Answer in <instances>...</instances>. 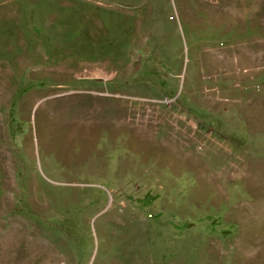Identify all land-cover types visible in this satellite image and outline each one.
<instances>
[{
  "label": "rangeland",
  "instance_id": "obj_1",
  "mask_svg": "<svg viewBox=\"0 0 264 264\" xmlns=\"http://www.w3.org/2000/svg\"><path fill=\"white\" fill-rule=\"evenodd\" d=\"M0 264H264V0H0Z\"/></svg>",
  "mask_w": 264,
  "mask_h": 264
},
{
  "label": "bare ground",
  "instance_id": "obj_2",
  "mask_svg": "<svg viewBox=\"0 0 264 264\" xmlns=\"http://www.w3.org/2000/svg\"><path fill=\"white\" fill-rule=\"evenodd\" d=\"M206 1H207V0H206ZM218 1L220 2V0H218ZM216 2H217V1H216ZM214 3H215V2H214ZM204 4H205V3H204ZM215 4H216V3H215ZM218 4H219V3H218ZM208 5H210V4H208ZM205 6H206V5H205ZM210 6H211V5H210ZM214 6H215V5H214ZM209 14H210V13H209ZM65 114H66V113H65ZM65 114H64V115H65ZM67 115H68V114H67ZM57 116H58V115H57ZM59 116H60V115H59ZM63 121H64V120H63ZM63 121H61V122H63ZM65 121H66V120H65ZM57 122H58V121H57ZM68 122H69V121H68ZM68 122H67V123H68ZM63 123H64V122H63ZM64 124H65V123H64ZM69 124H70V123H69ZM57 125H58V124H57ZM63 126H64V125H63ZM58 128H59V127H58Z\"/></svg>",
  "mask_w": 264,
  "mask_h": 264
}]
</instances>
